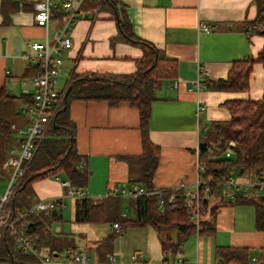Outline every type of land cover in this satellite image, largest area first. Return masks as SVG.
I'll list each match as a JSON object with an SVG mask.
<instances>
[{
    "label": "crops",
    "instance_id": "crops-1",
    "mask_svg": "<svg viewBox=\"0 0 264 264\" xmlns=\"http://www.w3.org/2000/svg\"><path fill=\"white\" fill-rule=\"evenodd\" d=\"M35 1L0 0V90L5 87L10 91L11 87L21 92V95L29 96L28 102L20 98L13 99L15 115L9 124L6 153L9 148L17 147L20 137L16 130L23 128L30 117L25 109L31 103L34 92L31 78L36 70L32 63L22 58V54L29 51L27 45L30 42H43L46 39L52 43L56 31L64 27L68 13L61 7L62 1L55 0L47 29L44 30L33 21ZM96 1L85 0L76 12L75 19L65 26L71 47L61 54L56 79L60 71L64 70L68 73V80L63 90L55 93H65L66 87L71 86L68 82L72 71L87 75H128L137 70L136 60L142 56V49L119 38L115 7L112 6L111 10L106 4ZM116 2V8L124 7L131 33L136 38L153 44L167 57L175 60L174 74L161 81L158 89V93H161L150 104L147 138L159 148V158L153 174V188L148 190H181L187 200L195 189L197 172L200 170L196 150L202 143L200 140L204 139L207 125L229 120L230 115L223 106L225 101L259 100L262 96L263 68L258 63L252 67L249 88L245 92L212 91L193 85L199 76L201 82L224 79L233 61L257 56L264 44V36L250 35L241 28L242 21L254 20L255 5L252 0ZM199 24L207 25L208 32L199 29ZM15 40L18 41L20 51H16ZM68 116L74 125L75 147L80 163H84H78L77 173L81 169L87 173L85 186L88 196L94 202H100L113 186H133L128 185L126 158L137 157L142 152L137 109L128 102L109 104L104 100L71 99L68 103ZM45 135L46 132L43 138ZM3 163L0 178L8 184L10 170L3 168ZM229 177L239 185V190L234 198H228L223 191L227 187L223 186V189H218L222 197L209 200L210 205L214 203L218 206L214 229L206 234L193 233L183 243L179 254L188 264H227L217 254L220 249H245V259L237 264H249L252 258L264 260V229L257 230L255 227L254 204L233 202L239 196L241 200H251L264 207V187L254 186L257 179L250 172L234 170ZM66 181L69 182L58 174L31 184L34 202L62 197L61 207L41 211L46 215L51 214L49 221L42 222H46L48 232L62 239L68 248L60 252H49L38 246L41 254L57 256L73 249L86 252L85 248L72 244L73 238L60 233L58 228L54 232L51 230L55 222L62 223L65 200L70 199L75 204L76 199L69 196L68 187L63 184ZM120 197L129 199L125 210L131 208L134 214L130 201L132 198ZM74 210L73 207V216ZM122 215L126 214L122 212ZM72 224L83 225L73 222V218ZM153 230L160 250L159 233ZM86 242L83 247L91 249L88 243L93 246L96 262H103L112 255H103L98 247L99 241L88 239ZM173 258L169 260L163 257L169 261ZM114 264H118L117 260Z\"/></svg>",
    "mask_w": 264,
    "mask_h": 264
},
{
    "label": "trees",
    "instance_id": "trees-1",
    "mask_svg": "<svg viewBox=\"0 0 264 264\" xmlns=\"http://www.w3.org/2000/svg\"><path fill=\"white\" fill-rule=\"evenodd\" d=\"M94 2L96 0H93ZM256 15L252 21H242L243 32L250 35L264 36V0H252ZM112 10L116 8V0H98ZM97 3V4H98ZM119 38L134 46H139L143 54L136 60L137 70L128 75H69V90L65 101L57 111L54 123L46 130V135L35 150L31 160L24 165L21 179L15 185L10 198L5 205V212L16 217L20 212L34 205L31 184L37 180L51 178L58 174L67 178L73 187L84 188L87 183V173L73 170L80 163L74 138V125L68 116V103L71 99L104 100L109 104L128 102L139 114V130L141 135V155L126 158L128 164V185H137L151 189L152 179L159 158V148L147 138V122L150 117V104L157 100L156 92L163 79L172 77L175 71V60L153 44L136 38L130 30V25L124 7L115 11ZM263 68V91L259 100H227L223 106L230 118L227 121L215 122L209 125L204 134L206 148L198 153L197 161L200 168L199 199L197 201L200 219L195 226L193 220L194 207L188 208L186 197L181 190H167L159 194L131 197L134 208L132 217L122 215V197H103L100 202H94L90 197L76 199L74 204L73 222L81 224L113 223L119 225L118 232L100 242L102 246L110 244L115 236L121 235L129 227L149 226L159 233L160 250L170 252L173 256L181 251L183 243L193 233L206 234L214 229V217L218 206L210 205L211 199L222 193L218 191L221 185L234 170L253 173L257 180L264 177V44L255 58H245L233 61L224 79L216 81H200V87L205 90L245 92L249 88V77L254 64ZM36 74V72H35ZM67 87V88H68ZM20 98L25 102L29 96H14L5 87L0 90V167L4 161L9 144L11 116L15 115L13 99ZM31 102V101H30ZM30 104V103H29ZM229 143H233L231 146ZM229 152L226 157L225 153ZM208 186L210 198L203 194V186ZM173 196V201L168 198ZM159 198L164 200L161 207ZM233 202L252 203L255 206V227L264 229V207L260 203L245 200L238 196ZM51 214L34 213L26 217V235L40 247L49 252L66 250L67 244L62 239L52 236L47 228ZM41 225V226H40ZM43 226V230L41 227ZM175 232L174 239L170 231ZM12 239L7 230L0 231V261L9 264H34L35 259L12 248ZM74 250V249H73ZM245 249H220L219 258L227 264H237L245 259Z\"/></svg>",
    "mask_w": 264,
    "mask_h": 264
},
{
    "label": "built area",
    "instance_id": "built-area-1",
    "mask_svg": "<svg viewBox=\"0 0 264 264\" xmlns=\"http://www.w3.org/2000/svg\"><path fill=\"white\" fill-rule=\"evenodd\" d=\"M55 0H36L33 4V21L35 25L47 29L48 22L50 20L51 8L54 5ZM61 7L68 13L65 17L64 27L56 31L52 43H48L45 39L43 42H30L28 43L29 51L22 54V58L29 61L35 66L36 74L31 78V82L34 86V92L31 95V103L25 109L30 113V117L27 120L26 125L17 129V133L20 137L16 148H9L3 168L10 170V177L6 187V191L0 195V231L2 229L7 230L10 238L12 239V248L16 251H20L23 254L30 255L35 258L37 264H93L90 257L84 251L70 250L63 255L53 256L52 254H41L38 245L32 240L29 235H26L25 230L27 228L26 217L41 211H49L54 208L62 206L61 198H51L48 200H38L26 211L20 212L16 217H11L5 212V205L7 204L10 195L23 176L24 165L28 164L31 160L35 150L41 144L42 138L46 130L54 123V118L61 106V102L64 97V93L53 92V84L56 81L58 74V66L61 63V54L63 50L71 47V39L67 35L65 26L70 21L75 19V14L80 10L81 5L85 0H61ZM199 29L208 32L209 28L205 24H199ZM200 76L197 77L194 82L196 88L200 85ZM14 129V126H11ZM204 137V136H203ZM231 146L233 143H229ZM197 154L200 152L196 150ZM225 156H229V152L225 153ZM80 165H84L83 162ZM200 174L197 172L195 180V189L187 197V207H194L193 220L195 225L199 222V209L197 201L199 199V185ZM68 187V194L74 199L87 198L88 190L86 187L79 188L73 187L68 181L63 182ZM227 187L226 190L222 187ZM254 186L257 188L264 187V177L262 181L256 180ZM126 187H111L105 197L108 196H147L152 194H159L160 191H151L144 187L137 185ZM203 194L206 199L210 198V191L208 186H203ZM224 191V195L228 198H234L236 192L239 190V185L235 183L232 177H229L223 184L220 185ZM174 190V189H172ZM173 196L168 198V202L173 201ZM164 200L160 198L158 205L162 206ZM113 231L118 232L119 225L117 223L112 224ZM139 264L142 263V256L133 255ZM116 258L114 255H110L102 263L95 262V264H114ZM149 264V263H145ZM159 264H188L179 255L174 256L172 261L163 259ZM249 264H264V260H257L252 258Z\"/></svg>",
    "mask_w": 264,
    "mask_h": 264
},
{
    "label": "rangeland",
    "instance_id": "rangeland-1",
    "mask_svg": "<svg viewBox=\"0 0 264 264\" xmlns=\"http://www.w3.org/2000/svg\"><path fill=\"white\" fill-rule=\"evenodd\" d=\"M114 10L116 11V8H114ZM66 80H68V73L64 70L60 71V75L58 76V78L56 79V83L54 84L53 91L55 92L57 90H63V85ZM9 90L11 91V93L13 92L16 96L21 95V92L17 91V89L15 88H13L12 90V88L10 87ZM160 93H158L157 91L156 95ZM12 119L14 120V116H11V120ZM210 124L211 123L207 125L208 128ZM6 187L7 182L4 181V179L0 178V195L6 191ZM128 204L129 199L122 198V212H124L128 217H132V209L129 208L127 211L125 210ZM73 207V201L70 199H66L65 208L62 209V223L55 222L54 224H52L51 230L54 232L55 229L58 228L60 233L69 235L67 237H72V244L75 243V245L79 248H85V251L87 252L88 256H90V259L93 262H96L95 251L93 250V246L88 243L89 246H91V249H87V247H83V245L84 243L85 245L87 244L86 240L88 239L95 242H101L102 240L106 239L108 235L111 234V232H113V228L108 223H93L83 225L72 224ZM170 236L172 239H174L175 232L173 230L170 231ZM99 250L105 256L109 254L115 255L118 264H139L135 259L132 258L133 255L139 254L142 256L143 264H159L162 261L163 257H166L169 260L173 258L172 254L168 251L166 253H163L162 256L159 250L155 232L149 226L129 227L121 235L115 236L110 244L108 243L106 246L100 247ZM177 255L180 256V254ZM0 264L8 263L5 261H0Z\"/></svg>",
    "mask_w": 264,
    "mask_h": 264
},
{
    "label": "water",
    "instance_id": "water-1",
    "mask_svg": "<svg viewBox=\"0 0 264 264\" xmlns=\"http://www.w3.org/2000/svg\"><path fill=\"white\" fill-rule=\"evenodd\" d=\"M15 48H16V51H20V47H19V44H18L17 40H15ZM68 90H69V87L67 88V90H66V92L64 94L63 101H65V99H66V95H67ZM205 148H206V146L203 143L199 144V146H198L199 151H203V150H205ZM73 170L76 171V172H79L77 167H74Z\"/></svg>",
    "mask_w": 264,
    "mask_h": 264
}]
</instances>
